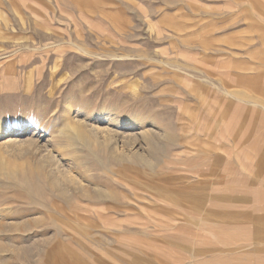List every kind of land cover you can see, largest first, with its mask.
Instances as JSON below:
<instances>
[{"label":"rangeland","instance_id":"374dc122","mask_svg":"<svg viewBox=\"0 0 264 264\" xmlns=\"http://www.w3.org/2000/svg\"><path fill=\"white\" fill-rule=\"evenodd\" d=\"M2 128L0 264H264V0H0Z\"/></svg>","mask_w":264,"mask_h":264},{"label":"bare ground","instance_id":"6f19581e","mask_svg":"<svg viewBox=\"0 0 264 264\" xmlns=\"http://www.w3.org/2000/svg\"><path fill=\"white\" fill-rule=\"evenodd\" d=\"M68 125V124H67ZM71 125V124H70ZM74 125V124H73ZM76 126V125H75ZM76 128V127H75ZM77 128H79L78 126H77ZM7 129V128H6ZM64 129V128H63ZM72 130H73V128H72ZM1 132H0V134L1 135H3L4 133H5V130L3 131V128H2V130H0ZM79 134H81V133H79ZM78 135V134H77ZM79 136V135H78ZM5 145H0V160L2 161L3 160V156H1L2 155V152L1 151H3V149H5V148H3L2 149V147H4ZM6 211H8L7 213H9V211H12V209L10 208V207H4V208H0V213H4V212H6ZM4 214H6V213H4ZM6 215H8V214H6ZM11 215V214H10ZM61 264H67V262L66 261H62V263Z\"/></svg>","mask_w":264,"mask_h":264}]
</instances>
